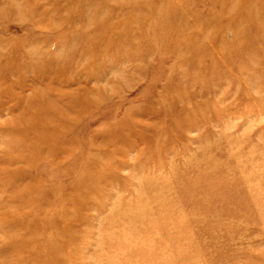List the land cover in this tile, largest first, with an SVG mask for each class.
<instances>
[{
    "label": "rangeland",
    "instance_id": "1",
    "mask_svg": "<svg viewBox=\"0 0 264 264\" xmlns=\"http://www.w3.org/2000/svg\"><path fill=\"white\" fill-rule=\"evenodd\" d=\"M0 264H264V0H0Z\"/></svg>",
    "mask_w": 264,
    "mask_h": 264
},
{
    "label": "bare ground",
    "instance_id": "2",
    "mask_svg": "<svg viewBox=\"0 0 264 264\" xmlns=\"http://www.w3.org/2000/svg\"><path fill=\"white\" fill-rule=\"evenodd\" d=\"M43 131V130H42ZM40 134H41V132H40ZM39 136V135H38ZM41 136V135H40ZM39 138V137H38ZM43 138H45V137H43ZM41 139V138H40ZM38 144V143H37Z\"/></svg>",
    "mask_w": 264,
    "mask_h": 264
}]
</instances>
